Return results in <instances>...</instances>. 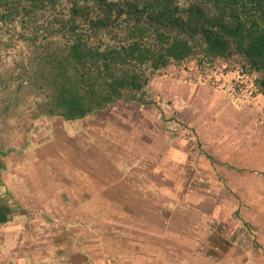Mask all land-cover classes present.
Wrapping results in <instances>:
<instances>
[{"label":"crops","instance_id":"obj_1","mask_svg":"<svg viewBox=\"0 0 264 264\" xmlns=\"http://www.w3.org/2000/svg\"><path fill=\"white\" fill-rule=\"evenodd\" d=\"M93 128L78 129L75 146L0 136V264H264V159L196 151L201 167L186 157L161 183ZM148 193L155 213L162 196L175 205L170 217L137 221L131 205Z\"/></svg>","mask_w":264,"mask_h":264},{"label":"trees","instance_id":"obj_2","mask_svg":"<svg viewBox=\"0 0 264 264\" xmlns=\"http://www.w3.org/2000/svg\"><path fill=\"white\" fill-rule=\"evenodd\" d=\"M157 76L264 99V0H0V100L40 95L30 128L154 104Z\"/></svg>","mask_w":264,"mask_h":264},{"label":"rangeland","instance_id":"obj_3","mask_svg":"<svg viewBox=\"0 0 264 264\" xmlns=\"http://www.w3.org/2000/svg\"><path fill=\"white\" fill-rule=\"evenodd\" d=\"M15 54V47L10 46L5 52V58L10 59ZM145 93L154 104L120 103L86 121L61 124L55 120L42 119L32 128L35 104L41 99L40 95L28 93L16 102L0 100V136L16 137L22 143L26 138L34 141V131L39 140L50 137L58 140L59 144L75 146V132L82 127L93 126L99 132L98 136H102L104 142L113 149L114 157L139 160L140 166L144 164L150 170V178L161 175V183H165L164 179L170 181L171 177L178 176L180 163L188 157H195L193 163L197 164L196 151L204 150L210 154L212 161H217L221 148L231 146L248 157L252 153V158L264 159V99L260 95L234 97L206 82L191 83L169 76L150 78ZM160 112L164 113L162 117ZM168 117L171 120L167 130L171 127L174 130L173 136L164 131L163 119ZM5 132H8L7 137L3 135ZM170 152L176 158L174 162L169 158ZM221 154L224 159L231 155L228 152ZM222 162L225 164L224 160ZM184 167V176L189 175L191 169ZM211 167L217 170L218 165L214 163ZM194 182L195 178L190 184ZM152 194L134 198L135 205L131 206L136 210L138 222H158L157 215L163 221L170 217V211L175 205L171 207L169 201H166L167 197L162 196V210L155 213L160 204ZM126 214L128 217L133 215L131 212Z\"/></svg>","mask_w":264,"mask_h":264}]
</instances>
